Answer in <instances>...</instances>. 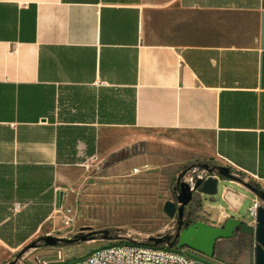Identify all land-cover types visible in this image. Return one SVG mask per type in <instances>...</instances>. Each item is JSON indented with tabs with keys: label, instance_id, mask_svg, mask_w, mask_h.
Instances as JSON below:
<instances>
[{
	"label": "crops",
	"instance_id": "0c3cea01",
	"mask_svg": "<svg viewBox=\"0 0 264 264\" xmlns=\"http://www.w3.org/2000/svg\"><path fill=\"white\" fill-rule=\"evenodd\" d=\"M121 129L134 174L208 162L264 189V0H0V244L80 221L93 192L68 190ZM229 181L199 198L210 224L254 197Z\"/></svg>",
	"mask_w": 264,
	"mask_h": 264
},
{
	"label": "rangeland",
	"instance_id": "374dc122",
	"mask_svg": "<svg viewBox=\"0 0 264 264\" xmlns=\"http://www.w3.org/2000/svg\"><path fill=\"white\" fill-rule=\"evenodd\" d=\"M142 133L145 134L146 132ZM124 134L125 132L122 129L115 130L113 133L110 132L108 141L112 142L114 140L115 147H108V143L107 145L104 143L98 163L95 166L88 167L92 171H89L88 175L82 178H77L76 186L74 187L76 189L69 188L68 192L75 195V197H72L73 199H76V197L83 198L81 195H77L79 191L83 194L93 192L88 193V196L82 202L80 221L75 219L74 214L68 213L72 217V221L67 224L65 216L62 214L63 217L61 219L58 216L61 213H58L52 219V226L40 230L38 236L27 244L19 247L0 244V264H8L9 262H14V264H35L39 258L53 261H57L59 257L80 259L111 241H123L129 234L133 237L149 238L164 234H176L178 229L177 219L167 215L164 211V203L170 199L176 200L174 187L176 186L179 173L185 166L174 173L164 167L153 170L150 168V173L146 176L132 173V171L125 168ZM150 134L151 132L147 131V135L150 136ZM132 135L135 136V132ZM105 137L107 142L108 137ZM233 171L238 177V180H233L234 182L244 183L252 181L249 178L245 180L246 177L239 171L234 169ZM224 185L235 186L229 180H221L219 183L220 191ZM252 198H246L241 212L239 214L234 213V215H237L242 220L250 221L249 206L252 204ZM189 208L190 206L187 207L186 214ZM198 212H200V205L196 207L193 221L203 220L207 222L206 216L197 214ZM81 220H85V222L83 223ZM217 223L222 226L225 223V219L222 218ZM104 229L110 230L111 239L102 238L100 231ZM20 233L22 236L25 230H21ZM85 234H90L89 237H91L87 241L60 242L58 245L42 248L40 251L37 250L38 247L46 246L40 240L43 236L78 238V236ZM34 241L37 242V247L21 253L28 244ZM233 247L234 245L231 241H220L214 258L205 257L188 248L180 250L189 256L214 264H255L254 248L238 257L236 255L237 250Z\"/></svg>",
	"mask_w": 264,
	"mask_h": 264
},
{
	"label": "water",
	"instance_id": "95a60500",
	"mask_svg": "<svg viewBox=\"0 0 264 264\" xmlns=\"http://www.w3.org/2000/svg\"><path fill=\"white\" fill-rule=\"evenodd\" d=\"M204 170L209 174L206 179L198 178L194 184L184 180L190 170ZM221 180H238L229 166H213L208 162L194 163L186 166L178 175L174 191L176 200H167L164 203V211L168 216L176 218L178 229L176 234H164L161 236L150 237L155 245L166 244L173 248H188L207 257L216 256V247L219 240L230 239L237 233H245L253 236L254 244V262L255 264H264V189L257 184L244 182V186L254 195L258 196L263 204L258 208V214L255 224H250L247 220H242L235 216H229L222 226H216L203 220L187 221L186 209L190 206L195 198V193L200 197L203 195L216 196L219 191ZM63 193H57L58 206L61 202ZM95 233V232H93ZM103 239H111L110 230L100 231ZM90 234L78 236V238H65L57 236H43L40 240L46 246L58 245L60 242L73 243L76 240L86 241ZM37 247V242L28 244L21 253L28 249ZM8 264H14L9 262Z\"/></svg>",
	"mask_w": 264,
	"mask_h": 264
},
{
	"label": "built area",
	"instance_id": "2783aa9c",
	"mask_svg": "<svg viewBox=\"0 0 264 264\" xmlns=\"http://www.w3.org/2000/svg\"><path fill=\"white\" fill-rule=\"evenodd\" d=\"M134 171H138L137 168ZM194 175H188L187 182L194 184L198 178L206 179L209 174L204 170H194ZM262 200L254 195L249 206V215L253 224L256 223L258 208ZM19 204L16 206L18 207ZM66 223L70 224L72 217L65 216ZM173 236L175 234H172ZM201 254V253H200ZM203 255V254H202ZM205 256V255H203ZM206 257V256H205ZM210 258V257H209ZM35 264H214L205 260L187 255L178 248H171L166 244L155 245L149 237H133L131 234L120 242H109L96 248L86 257L61 258L53 261L39 258Z\"/></svg>",
	"mask_w": 264,
	"mask_h": 264
},
{
	"label": "trees",
	"instance_id": "16d2710c",
	"mask_svg": "<svg viewBox=\"0 0 264 264\" xmlns=\"http://www.w3.org/2000/svg\"><path fill=\"white\" fill-rule=\"evenodd\" d=\"M201 201L199 199L194 198L193 202L190 204V208L188 210V221L193 220V217L196 213V207L198 205H200ZM97 233V232H95ZM91 237H88L87 240H89ZM86 240V241H87ZM231 241L232 244L234 245V249L237 250V256L241 257L242 255L245 254L246 251L252 250V248H254V238L251 235L245 234V233H237L234 235V237L230 238V239H222L219 240L217 243V247H216V253H217V249H218V244L220 241ZM232 249V248H231ZM230 249V250H231ZM233 251V250H232Z\"/></svg>",
	"mask_w": 264,
	"mask_h": 264
},
{
	"label": "flooded vegetation",
	"instance_id": "af4514ba",
	"mask_svg": "<svg viewBox=\"0 0 264 264\" xmlns=\"http://www.w3.org/2000/svg\"><path fill=\"white\" fill-rule=\"evenodd\" d=\"M211 165H213V166H217V164H212V163H210ZM231 168V167H230ZM231 171H233V169L231 168ZM234 172V171H233ZM195 174V171H194V169H192V170H190L187 174H186V176H185V178H184V180L185 181H187V176L188 175H194ZM251 183H254V184H256V182H254L253 180L251 181ZM258 185V184H257ZM259 186V185H258ZM260 187V186H259ZM195 198L196 199H199L200 198V195H198V193H195ZM174 201H175V199H174ZM241 219V218H240ZM188 221V213L186 214V220H185V222H187Z\"/></svg>",
	"mask_w": 264,
	"mask_h": 264
}]
</instances>
